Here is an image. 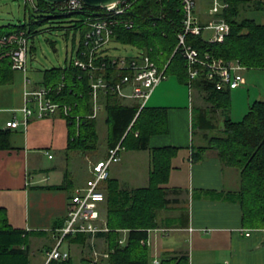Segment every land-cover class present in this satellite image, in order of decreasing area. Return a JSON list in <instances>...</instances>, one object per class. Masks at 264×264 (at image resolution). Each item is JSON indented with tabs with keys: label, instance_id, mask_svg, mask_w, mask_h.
<instances>
[{
	"label": "crops",
	"instance_id": "1",
	"mask_svg": "<svg viewBox=\"0 0 264 264\" xmlns=\"http://www.w3.org/2000/svg\"><path fill=\"white\" fill-rule=\"evenodd\" d=\"M239 3L238 19H251L264 25V0H239ZM207 35L210 36L211 31L205 32L203 37ZM250 69L255 68L246 69V83L231 89V92L236 90L234 95L252 84L247 76ZM170 75L185 84L176 75ZM43 80L44 70L42 77L34 80L28 76L27 69L26 72L14 70L9 80L0 83V113H9L0 116V128L11 130V148L0 149V209L5 211L11 227L31 232L30 264L51 261L49 252L56 246L66 224L70 196L76 188L87 184L92 177V164L105 158L109 148L107 114L103 122L108 130L107 140L103 150L97 149L101 154L98 152L95 156L81 149H68L72 127L61 112L43 118L34 116L26 128L7 126L14 118L23 120L25 90L45 86ZM172 85L167 77L146 104L168 108L169 132L152 135L150 147L178 148L171 161L168 182L163 185L171 190L172 202L159 212L160 227L150 232L153 260L187 255L190 264H264V228L244 226L240 203L224 198L228 192L239 190L240 171L225 165L218 152L209 147L211 139L222 133L226 117L233 119L231 106L226 111L216 108L212 102L205 104L201 98H206L207 92L200 86L188 84L185 85L189 86L190 95L183 104L165 105V98L174 93ZM254 90L252 98L251 90L247 89L248 101L244 104L247 111L254 101L264 100V82L255 85ZM121 102L138 104L134 99H121ZM101 107L100 110L105 109L104 104ZM98 120L97 117V128ZM174 123L178 130L173 128ZM214 128L218 129L216 135H213ZM199 149L202 158L194 160L193 154ZM125 153L130 159L126 167H121ZM142 160L146 166H141ZM151 167L150 150L124 148L120 161L111 166L110 178L123 188L145 187ZM212 192L223 196L213 198ZM103 239L96 234L85 243L65 238L63 244L75 264H96L91 258L94 249L89 248V242L93 244ZM34 240L39 245L33 262Z\"/></svg>",
	"mask_w": 264,
	"mask_h": 264
},
{
	"label": "trees",
	"instance_id": "2",
	"mask_svg": "<svg viewBox=\"0 0 264 264\" xmlns=\"http://www.w3.org/2000/svg\"><path fill=\"white\" fill-rule=\"evenodd\" d=\"M38 10L58 15H78L74 29H82V19L88 15H102L106 12L85 6L87 13H65L61 3L48 0H35ZM239 0H230L225 17L231 26L224 42L207 43L201 36L189 35L188 40L202 53L225 60H240L247 68L264 69V25L251 19H238ZM129 16L134 28L116 27L115 40L132 45L148 53L162 68L166 63L168 74L176 75L180 81L190 85L189 73L183 55L178 50V32L182 27V7L179 0H137ZM41 21L47 19L41 16ZM28 24L16 25V30H27L34 37L39 23L32 18ZM40 21V22H41ZM0 26V37L5 32ZM14 30V31H16ZM83 37V34H82ZM82 48V40L80 50ZM79 50V51H80ZM78 51V53H79ZM14 70L8 59L0 65V83L9 80ZM44 85L54 89V99L71 106L72 117L67 120L72 127L68 149L95 151L99 145L97 117L94 113L91 73L72 62L64 67L44 70ZM59 84L64 86L59 90ZM192 86H200L206 97L216 108L228 111L231 106V89H217L213 80L200 76ZM59 91V92H58ZM100 101L107 112L109 125L108 147L121 142L127 150H150L152 167L149 183L145 187L123 188L117 180L109 178L105 184L106 218L110 228L100 232L98 237L107 241L105 264H154L151 248L146 243L149 230L160 227L159 212L172 202L171 190L163 185L168 182L171 161L178 148L172 146L150 147V138L155 134H167L168 108L146 105L141 111L138 104L127 105L113 93L101 92ZM137 132V133H136ZM11 130L0 128V149L11 148ZM210 148L215 149L222 162L239 169L241 185L238 191L225 194L227 200L240 203L242 220L246 227L264 228V100L251 103L240 120L229 116L224 121L221 134L213 137ZM202 150L194 152V160L202 158ZM178 191V190H175ZM213 198L222 193L212 192ZM43 232H40L42 234ZM31 232L16 229L9 225L5 211L0 209V264H30L29 244ZM91 234L68 235L66 239L85 243ZM123 241V242H121ZM48 264H75L71 256L65 260H51ZM159 264H190L189 256L162 258Z\"/></svg>",
	"mask_w": 264,
	"mask_h": 264
},
{
	"label": "built area",
	"instance_id": "3",
	"mask_svg": "<svg viewBox=\"0 0 264 264\" xmlns=\"http://www.w3.org/2000/svg\"><path fill=\"white\" fill-rule=\"evenodd\" d=\"M38 10L35 0H25ZM137 0H119L102 6V15H86L82 19L84 33L82 48L73 59L74 65L91 73L92 98L96 117L100 109L99 96L101 92L113 93L120 99H134L141 111L151 98L155 88L168 74L166 63L162 68L146 52L138 49L134 55L115 56L108 49L115 40L116 27L134 28L135 23L129 16L131 8ZM182 7V27L178 32V43L174 54L179 50L185 59L189 73L190 87L200 76L213 80L217 89H236L246 83L247 67L240 60H225L209 52L202 53L188 40L189 35L201 36L204 42L221 43L229 35L231 26L225 17L230 7V0H179ZM83 0H67L61 2L65 13H87ZM211 35L203 37L205 32ZM31 35L27 30H16L0 37V65L3 59H8L15 71L26 72ZM64 84H59V90ZM54 89L50 86H40L25 90L26 104L22 108L24 118H14L7 122L10 128L29 124L30 118L46 117L63 113L72 117L71 106L54 99ZM59 92V91H58ZM124 146L121 142L109 147L107 156L92 164V177L85 186L78 187L70 196L66 224L61 229V236L56 246L49 252L48 260H65L70 257L68 251L62 250V244L68 235L81 233L96 235L110 230L104 214L106 192L105 182L110 178L111 166L121 159ZM154 230V229H153ZM152 230H149L151 232ZM123 242V241H121ZM146 243L151 245L150 236ZM107 256V255H106ZM154 264H159L155 257Z\"/></svg>",
	"mask_w": 264,
	"mask_h": 264
},
{
	"label": "rangeland",
	"instance_id": "4",
	"mask_svg": "<svg viewBox=\"0 0 264 264\" xmlns=\"http://www.w3.org/2000/svg\"><path fill=\"white\" fill-rule=\"evenodd\" d=\"M44 16L47 19L41 21ZM33 19L35 22L39 23L37 26V33L34 37L30 38L29 45L31 49L28 55V76L33 78L34 80L40 79L42 77V71L52 67H64L69 65L73 59H75L76 54L78 53L82 40V29H74L72 27L73 24L78 20V15H58L52 12H35L31 3H26L25 0H0V26L8 25L10 27H6L4 29L5 32L16 30V25L28 24ZM41 21V22H40ZM206 36V35H205ZM110 53L115 56H126V55H134L138 52L134 46L129 44H123L118 41H113L110 43ZM247 76L249 78V82L252 83L248 88L251 90L252 98L255 95L254 86L259 85L264 82V71L261 69H250L247 72ZM169 83L173 84L172 89L174 91L172 97L165 98V105H174L178 102V104H183L187 97L190 95L189 86L177 81L175 77L168 74ZM246 78V77H245ZM246 88V89H245ZM241 88L243 92L234 95L235 91L231 92V111L233 115V119H241L247 110L244 109L245 101H248V93L247 87ZM239 89V90H241ZM237 90V91H239ZM245 90V91H244ZM201 100L208 104L209 101L206 98H201ZM209 101V102H208ZM152 103V102H150ZM175 104V105H178ZM102 102L98 104L100 109L102 108ZM98 111L97 117L98 120V129H99V148L104 149V143L107 140V127L104 124V118L106 117V110L102 109ZM223 112V110H221ZM100 112V117H99ZM0 113L1 115L6 114ZM9 114V113H7ZM222 123V121H221ZM102 124L103 127H102ZM173 128L178 130V125L174 123ZM218 133V129H213V135ZM106 146V145H105ZM90 152L91 155H96V153H100L101 151H86ZM145 154V153H142ZM130 155L125 153V159L121 165V167H126L127 162H129ZM146 166L144 160L141 161V166ZM106 184H104L103 189H105ZM105 205V202L103 203ZM39 243L34 240L31 245V255L33 262L36 261L37 256V247ZM65 245L61 247L62 250H65ZM89 248L94 249V252L91 251V258L96 264H105L103 262L104 256H106V252L108 251V244L105 239L94 241V243L89 242Z\"/></svg>",
	"mask_w": 264,
	"mask_h": 264
},
{
	"label": "water",
	"instance_id": "5",
	"mask_svg": "<svg viewBox=\"0 0 264 264\" xmlns=\"http://www.w3.org/2000/svg\"><path fill=\"white\" fill-rule=\"evenodd\" d=\"M50 2H55V3H61L65 2L67 0H48ZM85 4L91 8H100L102 6L108 5L110 3L117 2L119 0H83Z\"/></svg>",
	"mask_w": 264,
	"mask_h": 264
}]
</instances>
